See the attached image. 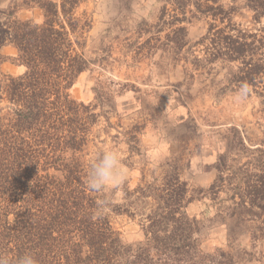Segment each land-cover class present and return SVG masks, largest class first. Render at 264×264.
<instances>
[{"label": "trees", "instance_id": "trees-1", "mask_svg": "<svg viewBox=\"0 0 264 264\" xmlns=\"http://www.w3.org/2000/svg\"><path fill=\"white\" fill-rule=\"evenodd\" d=\"M84 2L11 0L0 10V49L12 46L24 68L15 77L0 73V255L14 261L30 252L39 264H264V251L256 250L264 240V139L251 140L237 125L226 128L216 177L206 189L190 190L180 177V156L147 168L142 128L134 125L122 135L128 158L140 163L137 183L125 185L121 203H109L110 211L98 217L101 196L85 185L90 161L103 152L94 129L102 118L110 127L104 109L134 85L116 83L118 89L107 93L97 82L88 104L70 95L83 73L105 71L112 62L136 64L138 56L150 59L159 50L173 64H236L226 82L251 88L264 108V0H158L156 22L135 23V41L122 47L119 59L104 46L107 35L100 57L88 53L92 18L79 12ZM32 8L41 11V22L16 16ZM241 11L257 32L233 22ZM199 18H210L208 30L220 36L210 40L216 51L206 58L184 50L181 24ZM166 28L170 33L162 38ZM128 166L134 169L133 162ZM194 203L213 209L225 227L220 250L201 251L197 236L204 219L190 214ZM113 216L134 222L138 238L125 241ZM243 239L249 251L240 248Z\"/></svg>", "mask_w": 264, "mask_h": 264}, {"label": "rangeland", "instance_id": "rangeland-1", "mask_svg": "<svg viewBox=\"0 0 264 264\" xmlns=\"http://www.w3.org/2000/svg\"><path fill=\"white\" fill-rule=\"evenodd\" d=\"M10 1L0 0V10L6 9ZM160 7L158 0H85L79 12L84 10L92 18L87 47L90 56L98 58L102 55L100 44L107 35L104 46H111L112 59H119L126 51L122 47L135 41L131 27L141 20L155 23ZM16 16L38 23L42 21L41 11L35 8L21 9ZM211 22L210 18H199L181 24L186 29L188 41L184 50H191L201 58L216 51L210 40L219 34L208 30ZM233 22L241 24L243 29L257 32L258 27L250 24V14L246 12L241 11V16H235ZM217 25L220 29V24ZM168 33L170 29L166 28L160 36L164 38ZM133 53L130 54L133 56ZM16 55L10 45L0 49L2 75L15 77L24 72L16 62ZM162 55L158 50L150 59L138 56L136 64L133 61L121 64L111 61L105 71L96 69L91 75H80L70 91L74 100L88 104L93 102L92 88L97 82L104 85L107 93L118 89L116 83L134 85L122 95L112 97L111 108L104 109L110 127L107 128L108 124L102 118L94 129L96 147L101 151L117 150L128 168L124 184L117 189H108L106 193L113 205L121 203L124 186L133 187L139 177L140 163L136 157L128 158L122 135L134 125L142 128L139 138L142 151L149 158L147 168L153 170L157 163L164 164L168 159L180 156V177L190 190L206 189L216 177L215 165L226 148L223 139L226 128L237 125L251 140L264 139V108L254 97L252 89H249L251 92L238 89L225 80L236 73V64L216 61L196 63L193 67L183 61L173 64L168 56ZM132 162L134 169L128 166ZM189 212L192 216L201 213L204 219L197 236L201 251L213 253L223 248L226 229L220 225L214 210L194 203ZM112 221L125 241L138 238L134 222L123 216H113ZM248 247V240L243 239L240 248L249 251ZM256 250L264 251V240L257 244Z\"/></svg>", "mask_w": 264, "mask_h": 264}, {"label": "clouds", "instance_id": "clouds-1", "mask_svg": "<svg viewBox=\"0 0 264 264\" xmlns=\"http://www.w3.org/2000/svg\"><path fill=\"white\" fill-rule=\"evenodd\" d=\"M127 172L128 168L122 163L120 153L115 149L105 150L90 161L85 185L89 192L101 196L96 201V216H102L110 211L108 207L110 197L106 193L108 189L120 188L126 180ZM0 264H39V262L32 253L26 252L14 261L7 255H0Z\"/></svg>", "mask_w": 264, "mask_h": 264}]
</instances>
